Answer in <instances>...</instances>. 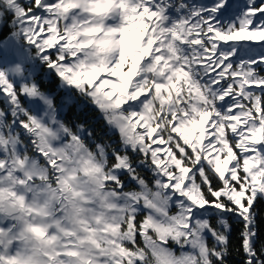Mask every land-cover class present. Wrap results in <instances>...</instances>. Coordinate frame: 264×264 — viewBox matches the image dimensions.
<instances>
[{
  "label": "snow or ice",
  "instance_id": "1",
  "mask_svg": "<svg viewBox=\"0 0 264 264\" xmlns=\"http://www.w3.org/2000/svg\"><path fill=\"white\" fill-rule=\"evenodd\" d=\"M4 28L0 264H228L229 216L264 264V0H0Z\"/></svg>",
  "mask_w": 264,
  "mask_h": 264
},
{
  "label": "trees",
  "instance_id": "2",
  "mask_svg": "<svg viewBox=\"0 0 264 264\" xmlns=\"http://www.w3.org/2000/svg\"><path fill=\"white\" fill-rule=\"evenodd\" d=\"M240 2L242 3L243 0H240ZM8 32L9 29L7 28H4L2 31H0V40H2L5 36H7ZM39 78L40 77L38 76L37 79ZM42 87H48V85L42 83ZM62 94L63 93H59L57 95V102H59L60 95ZM67 115L68 118L76 116L77 118L84 119L89 123L95 122V127L102 130L103 127V125H101L102 120H100L98 114L90 108L80 113H76L74 110H69ZM255 208H257L256 222L258 229V239L256 242V247L257 249H259L261 244H264V200H258L255 204ZM229 222L232 224V233L230 236L229 254L226 257L227 262L228 264H243L245 257L242 249H240V239H239L242 225L237 221L235 217L232 216H229Z\"/></svg>",
  "mask_w": 264,
  "mask_h": 264
}]
</instances>
